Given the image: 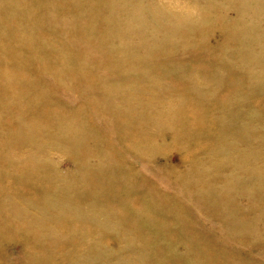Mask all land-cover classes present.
<instances>
[{
    "label": "rangeland",
    "instance_id": "374dc122",
    "mask_svg": "<svg viewBox=\"0 0 264 264\" xmlns=\"http://www.w3.org/2000/svg\"><path fill=\"white\" fill-rule=\"evenodd\" d=\"M0 264H264V0H0Z\"/></svg>",
    "mask_w": 264,
    "mask_h": 264
}]
</instances>
